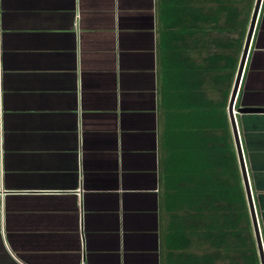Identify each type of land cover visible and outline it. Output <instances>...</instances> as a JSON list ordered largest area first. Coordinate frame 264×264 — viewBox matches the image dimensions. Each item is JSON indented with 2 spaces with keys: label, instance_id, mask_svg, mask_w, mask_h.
I'll return each mask as SVG.
<instances>
[{
  "label": "crops",
  "instance_id": "0c3cea01",
  "mask_svg": "<svg viewBox=\"0 0 264 264\" xmlns=\"http://www.w3.org/2000/svg\"><path fill=\"white\" fill-rule=\"evenodd\" d=\"M231 2L250 21L256 0ZM161 4L0 0V264H176L162 250ZM234 102L264 109V0ZM235 122L264 261V113Z\"/></svg>",
  "mask_w": 264,
  "mask_h": 264
},
{
  "label": "trees",
  "instance_id": "16d2710c",
  "mask_svg": "<svg viewBox=\"0 0 264 264\" xmlns=\"http://www.w3.org/2000/svg\"><path fill=\"white\" fill-rule=\"evenodd\" d=\"M162 0V250L176 264H259L227 105L251 7Z\"/></svg>",
  "mask_w": 264,
  "mask_h": 264
},
{
  "label": "water",
  "instance_id": "95a60500",
  "mask_svg": "<svg viewBox=\"0 0 264 264\" xmlns=\"http://www.w3.org/2000/svg\"><path fill=\"white\" fill-rule=\"evenodd\" d=\"M259 1L260 0H256V2H255V6L253 8L252 15H251V18H250V21L248 24L247 32H246L243 47H242L241 56L239 59L237 71L235 74L234 82H233L231 93H230L229 100H228L227 114H228L229 124H230L231 133H232V137H233V142L235 145V150H236L237 160H238L240 174H241V178H242V183H243V187H244V191H245V195H246L249 215H250V219H251V225H252V229H253V235H254L257 254H258V258H259V263L264 264L262 249H261V245H260V239H259V235H258V231H257V225H256L254 210H253L252 201H251L250 190H249V186H248V181H247V177H246V171H245V167H244L242 151H241V147H240V141H239V137H238V133H237V129H236V122H235V119H234L233 114H232V108H233V104L235 101V96L237 93L242 69H243L245 58L247 55L248 46H249V42L251 39L253 27L255 24V19H256V15H257V11H258V6H259ZM236 113L237 114L264 113V109L242 108V107L239 108L238 107L236 109Z\"/></svg>",
  "mask_w": 264,
  "mask_h": 264
},
{
  "label": "rangeland",
  "instance_id": "374dc122",
  "mask_svg": "<svg viewBox=\"0 0 264 264\" xmlns=\"http://www.w3.org/2000/svg\"><path fill=\"white\" fill-rule=\"evenodd\" d=\"M232 114H233V111H232ZM234 114H235V115H234L233 117H234V119H235V116H236V114H237L235 108H234ZM250 220H251V219H250Z\"/></svg>",
  "mask_w": 264,
  "mask_h": 264
},
{
  "label": "built area",
  "instance_id": "2783aa9c",
  "mask_svg": "<svg viewBox=\"0 0 264 264\" xmlns=\"http://www.w3.org/2000/svg\"><path fill=\"white\" fill-rule=\"evenodd\" d=\"M234 107H235V102H234V104H233V108H232L233 116L235 115V114H234Z\"/></svg>",
  "mask_w": 264,
  "mask_h": 264
}]
</instances>
